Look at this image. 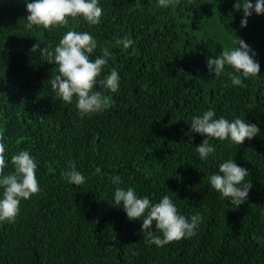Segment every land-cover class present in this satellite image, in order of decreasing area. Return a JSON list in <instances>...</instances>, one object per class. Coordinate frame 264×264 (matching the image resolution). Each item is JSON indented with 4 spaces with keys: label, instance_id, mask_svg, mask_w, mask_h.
I'll list each match as a JSON object with an SVG mask.
<instances>
[{
    "label": "trees",
    "instance_id": "obj_1",
    "mask_svg": "<svg viewBox=\"0 0 264 264\" xmlns=\"http://www.w3.org/2000/svg\"><path fill=\"white\" fill-rule=\"evenodd\" d=\"M26 2L33 0H0V133L5 174L14 171L10 157L27 151L40 191L21 200L13 222L0 223V264H264V14L253 11L241 28L237 0H170L167 7L98 0L96 25L68 17L64 27L27 30ZM68 30L97 40L92 59L111 53L98 81L113 69L120 79L115 93L97 82L93 90L112 103L83 118L75 97L64 102L51 89L58 66L31 51L37 42L57 46ZM125 37L133 41L127 49L117 43ZM236 38L259 64L244 88L232 85L228 66L215 76L206 64L234 49ZM207 110L244 119L259 133L241 145L211 139L216 151L201 160L195 148L207 137L190 123ZM229 159L252 184L238 208L209 183ZM69 162L82 185L64 178ZM117 187L153 204L170 196L180 214L202 217L196 234L164 247L146 243L144 217L129 220L122 202L114 204Z\"/></svg>",
    "mask_w": 264,
    "mask_h": 264
},
{
    "label": "clouds",
    "instance_id": "obj_2",
    "mask_svg": "<svg viewBox=\"0 0 264 264\" xmlns=\"http://www.w3.org/2000/svg\"><path fill=\"white\" fill-rule=\"evenodd\" d=\"M158 3L167 7L170 0H158ZM234 8L243 11L244 18L240 22L243 28L246 27L247 17L253 11L257 15L264 14V0H255L254 4L251 0H237ZM26 11L27 30H31L33 26L44 29L64 27L68 17H82L89 24L96 25L103 13L98 0H33L31 3L26 2ZM236 41L234 49L224 50L215 58H207L206 64L215 76L223 75L228 66L233 70L228 73L232 85L244 88V80L258 75L259 64L253 58L255 53L250 46L242 39L236 38ZM117 43L127 49L133 41L125 37ZM97 47V40L88 32L68 30L55 47L41 48L37 42L31 48L33 53L39 49L41 56L45 57L49 64L58 66V74L49 80L51 89L64 102L70 103L75 97L82 118L102 112L112 103L110 96L93 90L97 82L112 93L119 89L120 79L115 69L98 81L111 53L104 49L102 55L92 59L91 56ZM214 117V110H207L202 115L193 117L190 123L191 132L207 137L195 148L201 160L216 151L210 143L211 139L229 140L241 145L246 139L251 140L259 133L256 125L248 124L244 119L235 118L229 121L223 117ZM191 139L192 137H189V143ZM3 140V134L0 133V189H3L0 198V223H11L19 214L21 200H27L37 194L40 188L36 178L37 164L27 151H20L10 157L14 171L5 174L4 170L8 165ZM63 176L75 186L85 182V177L76 170L72 162H69L68 170ZM247 177L248 171L239 167L233 159H229L219 165L218 172L209 177V183L224 199L230 200L231 204L238 208L245 203L252 187L250 181H246ZM113 183H121V178L114 177ZM121 202L129 220H141V217H144L141 220V233L146 243L157 247L194 236L202 221L199 214L192 215L190 219L180 214L168 195L153 204L148 197H138L131 187L127 190L117 187L114 192V204L120 205ZM154 222L155 231L152 227Z\"/></svg>",
    "mask_w": 264,
    "mask_h": 264
}]
</instances>
